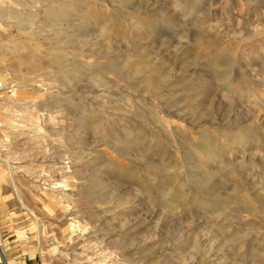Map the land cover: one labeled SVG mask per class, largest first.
Returning <instances> with one entry per match:
<instances>
[{"label":"rangeland","instance_id":"rangeland-1","mask_svg":"<svg viewBox=\"0 0 264 264\" xmlns=\"http://www.w3.org/2000/svg\"><path fill=\"white\" fill-rule=\"evenodd\" d=\"M6 11L0 264H264V0Z\"/></svg>","mask_w":264,"mask_h":264},{"label":"bare ground","instance_id":"bare-ground-1","mask_svg":"<svg viewBox=\"0 0 264 264\" xmlns=\"http://www.w3.org/2000/svg\"><path fill=\"white\" fill-rule=\"evenodd\" d=\"M54 3V2H53ZM61 6V5H60ZM66 7V6H65ZM71 7V5L69 6V8ZM56 8V7H55ZM103 10V9H102ZM45 17H48V18H51V17H53V18H55L56 17V14H54V13H52V12H46V14H45ZM15 18V16L13 15V14H11V13H9V12H4V13H1L0 14V19L1 20H7L6 22H8V20H10V19H14ZM56 19H58V18H56ZM22 21H24V20H22ZM27 22H29L30 21V18L28 17L27 18V20H26ZM57 21L58 20H54V22H52V24L53 25H57ZM44 27H48V24H44ZM21 30L22 31H24V32H27V27H21ZM55 34H56V36L57 37H59L58 35H59V31L57 32H55ZM44 39H47L46 37L44 38ZM90 54V53H89Z\"/></svg>","mask_w":264,"mask_h":264},{"label":"built area","instance_id":"built-area-1","mask_svg":"<svg viewBox=\"0 0 264 264\" xmlns=\"http://www.w3.org/2000/svg\"><path fill=\"white\" fill-rule=\"evenodd\" d=\"M2 90L1 86H0V91Z\"/></svg>","mask_w":264,"mask_h":264}]
</instances>
